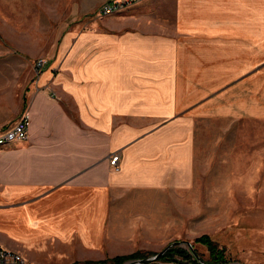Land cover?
<instances>
[{
    "label": "crops",
    "instance_id": "obj_1",
    "mask_svg": "<svg viewBox=\"0 0 264 264\" xmlns=\"http://www.w3.org/2000/svg\"><path fill=\"white\" fill-rule=\"evenodd\" d=\"M84 17L41 70L0 61V129L29 117L28 139L0 147V246L25 264L125 250L110 221L178 187L193 117L264 120V0H141Z\"/></svg>",
    "mask_w": 264,
    "mask_h": 264
},
{
    "label": "rangeland",
    "instance_id": "obj_2",
    "mask_svg": "<svg viewBox=\"0 0 264 264\" xmlns=\"http://www.w3.org/2000/svg\"><path fill=\"white\" fill-rule=\"evenodd\" d=\"M110 1L0 0V61L10 53L32 62L46 61L66 32L77 33L84 25V16L87 20L93 15L109 16L99 12ZM182 131L189 138L177 144L187 142L189 148L182 152L185 160L177 174L178 187L162 191L161 203L144 204L126 219L110 221L111 230L118 234L117 247L125 250L104 251L103 259L131 252L150 257L169 243L184 240L202 262H208L207 248L194 243L207 234L223 250V264H264V120L199 115ZM180 248L191 252L186 244ZM174 257L181 264L189 263ZM148 264L174 263L153 260Z\"/></svg>",
    "mask_w": 264,
    "mask_h": 264
},
{
    "label": "built area",
    "instance_id": "obj_3",
    "mask_svg": "<svg viewBox=\"0 0 264 264\" xmlns=\"http://www.w3.org/2000/svg\"><path fill=\"white\" fill-rule=\"evenodd\" d=\"M141 0H113L105 3L100 10V15H110L124 6H129L140 2ZM46 61L37 59L34 63L36 70H41ZM29 117L27 112H22L19 118L6 128L0 129V147L5 146L12 141H25L28 139ZM117 155L110 159L111 165H116ZM0 264H25L24 258L17 252L8 250L0 246Z\"/></svg>",
    "mask_w": 264,
    "mask_h": 264
},
{
    "label": "trees",
    "instance_id": "obj_4",
    "mask_svg": "<svg viewBox=\"0 0 264 264\" xmlns=\"http://www.w3.org/2000/svg\"><path fill=\"white\" fill-rule=\"evenodd\" d=\"M194 243L201 244L207 248L209 254V261L205 262L206 264H223L224 262H226L223 250L217 247V245L213 242V240L210 238L209 235L203 234L201 236L196 237L194 239ZM174 256H180L182 260H186V262H189L187 264H202L201 261L195 258L192 252H189L188 250L182 249L180 247H173L167 250L157 260L163 262H173L177 264L183 263L178 259H176ZM135 258H144V257L141 256L140 252H134L129 255L115 256L108 260L105 259L99 261V264H105L107 261H110L111 264H122L126 260L135 259ZM84 264H92V263L87 262Z\"/></svg>",
    "mask_w": 264,
    "mask_h": 264
},
{
    "label": "water",
    "instance_id": "obj_5",
    "mask_svg": "<svg viewBox=\"0 0 264 264\" xmlns=\"http://www.w3.org/2000/svg\"><path fill=\"white\" fill-rule=\"evenodd\" d=\"M183 244H186L189 249L191 250L192 254L199 260L201 261L196 252L194 251L191 243L189 241H174L169 243L166 247H164L162 250L158 251L157 253H155L154 255L150 256V257H145V258H135V259H130V260H126L124 261L122 264H148L153 260H157L160 256H162L167 250L173 248V247H182ZM202 264H206L205 262H202Z\"/></svg>",
    "mask_w": 264,
    "mask_h": 264
}]
</instances>
